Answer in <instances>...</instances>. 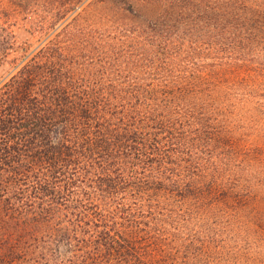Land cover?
<instances>
[{
	"label": "trees",
	"instance_id": "16d2710c",
	"mask_svg": "<svg viewBox=\"0 0 264 264\" xmlns=\"http://www.w3.org/2000/svg\"><path fill=\"white\" fill-rule=\"evenodd\" d=\"M63 1L50 30L75 8ZM161 1L138 44L49 39L17 56L0 39V264H177L165 225L223 189L208 145L233 136L213 93L264 0Z\"/></svg>",
	"mask_w": 264,
	"mask_h": 264
},
{
	"label": "rangeland",
	"instance_id": "374dc122",
	"mask_svg": "<svg viewBox=\"0 0 264 264\" xmlns=\"http://www.w3.org/2000/svg\"><path fill=\"white\" fill-rule=\"evenodd\" d=\"M66 1L75 8L50 30L55 19L50 0H0V39L13 36L17 56L49 39L59 44H138L154 32L149 26L163 10L161 0H128V9L111 0ZM102 18L107 23H99ZM41 23L47 26L44 32L39 31ZM223 35L234 44H251L242 30L228 28ZM253 41L241 59L223 64L213 93L219 104L211 117L220 121L223 134L233 136L229 143L211 140L208 145L211 159L218 162L213 176L223 189L205 202L184 205V217L165 225L177 264H264V28ZM8 68L1 65L0 75Z\"/></svg>",
	"mask_w": 264,
	"mask_h": 264
}]
</instances>
